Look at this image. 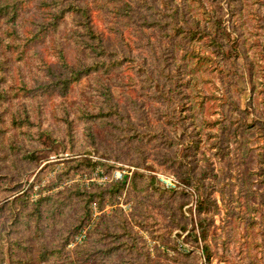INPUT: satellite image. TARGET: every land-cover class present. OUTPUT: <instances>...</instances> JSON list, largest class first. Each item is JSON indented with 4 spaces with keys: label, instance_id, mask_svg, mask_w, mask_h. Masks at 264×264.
<instances>
[{
    "label": "trees",
    "instance_id": "16d2710c",
    "mask_svg": "<svg viewBox=\"0 0 264 264\" xmlns=\"http://www.w3.org/2000/svg\"><path fill=\"white\" fill-rule=\"evenodd\" d=\"M243 1L0 0V264H154L141 231L173 250L167 256L153 246L168 264H212L213 258L264 264V191L253 208L256 218L233 206L221 189L224 236L215 234L218 176L201 151L210 141L207 149L219 160L231 159L234 151L251 158L253 137L263 149L257 175L264 183V0H254V10ZM244 11L253 28L249 35L234 23ZM119 24L142 33L129 41ZM145 29L158 34L156 43ZM120 70L127 72L125 85L143 97H129L131 109L141 117L149 100L156 128L145 122L140 130L114 97L111 76ZM240 77L248 84L244 100ZM213 78L215 92L198 94L197 85ZM98 129L130 147L135 161L129 162L137 169L157 170L146 163L138 140L171 150L160 159L193 189V205L192 192L162 190L152 174L136 171L128 181L124 173L101 184L76 181L77 175L90 179L97 167L111 168L90 158L94 151L106 156L98 152ZM59 150L71 155L58 160L63 167L37 188L36 197L33 183L21 191V177L34 170L39 179ZM243 172L244 180L251 179ZM123 194L128 213L119 202ZM93 204L97 220L69 249L91 223ZM241 224L248 236L243 248ZM182 232L183 243L191 244L183 250Z\"/></svg>",
    "mask_w": 264,
    "mask_h": 264
},
{
    "label": "rangeland",
    "instance_id": "374dc122",
    "mask_svg": "<svg viewBox=\"0 0 264 264\" xmlns=\"http://www.w3.org/2000/svg\"><path fill=\"white\" fill-rule=\"evenodd\" d=\"M243 4H249V7L254 10L256 5L254 4V0H244ZM246 8V7H245ZM242 15H238V17L235 19L234 23L236 26L243 30L245 34H250V31L253 30L251 21H249V17L247 14V11H244ZM121 28L125 35L128 36V40L136 39L137 37L142 33V31H138L134 26L128 27L123 24H119L118 26ZM134 28V29H133ZM146 34L150 35V38L154 43L158 41V34L155 31H149L148 29H145ZM109 38L112 39L111 34H109ZM113 40V39H112ZM142 52H138V63L142 62ZM127 72H124V70L118 71L116 74H113L111 76V89L114 94V97L119 101V104L121 106H124L127 108V110L130 111L131 115L134 117V121L136 122L138 128L140 130H145L146 124L145 122L151 127L156 128L157 123L155 122L153 116H152V104L149 100H145V106H144V113H141V117L131 109L130 103L128 101L129 97L137 98L138 101L143 97L139 95V92L137 88L131 89L130 87H127L125 85V82L127 80ZM135 76L137 81H140V77ZM212 78V77H209ZM212 82L215 83V85L218 87V83L215 78L212 79L211 82L207 84H201L199 83L197 85V90L199 91L198 94H202L204 91H211L215 92V87L212 85ZM240 85L245 89V95L243 96V100L246 99L247 92H248V84L246 80L243 77L239 78ZM85 85V80H83L80 84V89L83 91ZM211 118H214V116H211ZM167 130V128H166ZM178 132V131H177ZM170 135L173 136V133L169 131ZM79 136V133L78 135ZM202 141L205 139L204 134H201ZM96 137L98 141V152L105 151L106 156L101 157L98 153H95V151L90 155V158L93 160H99L101 162H105L106 164H109L110 169L106 170L102 167L95 168L91 176L93 180L97 181H105L110 179L111 177H115V175H118L119 173L126 172L129 176L128 181L131 179V176L133 172H139L144 175H153L155 176L156 180L154 181V185L159 187L162 190H167V188L164 187L163 183L160 181L161 177L164 178H171L176 182L177 187L176 190H179L181 188H184L185 190H189L192 192V199L191 202L188 204V206L193 205L194 203V193L193 189L189 187H185L182 184L179 183L176 175L174 172L167 168L161 161V157L159 156L161 152H166V154L171 153V150L168 148H161L158 143H156L154 140L148 141L146 143H143L142 141L138 140L137 146L143 149L147 155H146V163L152 164L157 168L156 172H151L150 170L146 169V167L139 166L137 169V166L130 163L129 161H135V156L130 150V147L128 145H119L116 143H113L111 140L107 138V136L104 133L103 129H98L96 131ZM211 140V139H210ZM210 141H208L209 143ZM203 145L201 148V151L205 152V155L207 157H210L213 162V168L218 176V182L215 184L216 191H215V197L217 200V203L219 205V212L214 216V226L213 231L215 234L223 237V230L221 228V225L224 223V217H225V210L222 205V199H221V189L224 190L225 194L228 198L233 199V206H236L238 209H240L242 212L247 211L248 215L251 217H256L257 213L254 211V207H257L260 204V196L259 194L264 191V183H260L261 177L258 176V172L260 170V165L258 162V152L263 151V149L259 148V143L254 140L253 137H251V141L249 142V145L252 148L251 151V158H244L242 152L234 151L231 154V159H223L219 160L212 154V150L207 149V146L209 145ZM104 145V146H103ZM179 147V146H177ZM176 148V147H174ZM174 150V149H172ZM180 151V147H179ZM199 154V152H198ZM71 154L70 153H64L63 151L59 150V153L57 155H51L49 156V160L47 162H52V168L49 169V167H46L43 169L42 176L38 179L37 178V171H30L23 175L20 179L21 182V191L29 190L30 185L33 183L32 190L30 189L31 196L36 197L37 193L36 190L40 186L45 185L47 182H49L55 173L60 170L63 167V163L61 161L62 158H67ZM118 155L119 159H115L114 156ZM78 156V155H76ZM198 165H202L203 161L198 160ZM43 165V163H42ZM42 165L39 167L41 168ZM38 168V169H39ZM244 170H247L251 174V179L244 180L246 173L243 172ZM224 174H231L230 177L225 176ZM227 177V178H225ZM75 180L78 182H84L87 184L89 178H87V174H84L82 177L79 175L75 176ZM220 180V181H219ZM244 180V181H243ZM226 183V184H224ZM231 183V185L229 184ZM30 184V185H29ZM220 190V191H219ZM124 194L121 195L119 198V202H121L122 208L126 211V213L129 212V205L123 202ZM149 199H153V197H150ZM108 211V209H107ZM257 218V217H256ZM241 224L237 230V238H238V244L241 248L247 247V244L245 243V240L248 239V236L246 235V230L242 227ZM177 233V231H173L172 236H174ZM187 232H182L181 236L178 239V247L180 249L189 248L191 246L190 243H183L184 236ZM145 241L148 244L149 251L151 254V257L154 259V264H168L169 262L165 259L158 257L156 253L154 252V245L159 246V248L162 250V252L167 254V256H172L173 250L171 248L165 247V245H161L158 243V241L152 240L150 236L146 232H142ZM253 233H251L252 235ZM243 236V237H242ZM245 236L246 239H245ZM259 235H255L257 238ZM71 249V248H69ZM198 252H200L197 249ZM212 264H225L224 261H219L217 258L212 259Z\"/></svg>",
    "mask_w": 264,
    "mask_h": 264
},
{
    "label": "built area",
    "instance_id": "2783aa9c",
    "mask_svg": "<svg viewBox=\"0 0 264 264\" xmlns=\"http://www.w3.org/2000/svg\"><path fill=\"white\" fill-rule=\"evenodd\" d=\"M126 173V172H123V173H119L118 175H115V177H113L114 179H121L122 175ZM111 179V178H110ZM108 179V180H110ZM90 181H95L93 180L92 176L91 178L89 179ZM107 181V180H105ZM105 181H97V183H104ZM160 181L163 183L164 187L165 188H176L177 185H176V182H174V180H172L171 178H164V177H161L160 178ZM92 209H93V214H92V221L89 225L87 226H84L82 227L78 232L77 234L74 236V238L69 242L68 244V248H73L74 246L80 244L83 242V240L86 238L90 228L93 226L94 222L97 220V216L99 214V211L97 210L96 208V205L93 204L92 205Z\"/></svg>",
    "mask_w": 264,
    "mask_h": 264
}]
</instances>
